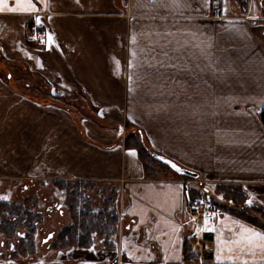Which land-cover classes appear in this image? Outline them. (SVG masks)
Returning a JSON list of instances; mask_svg holds the SVG:
<instances>
[{
	"label": "crops",
	"instance_id": "obj_1",
	"mask_svg": "<svg viewBox=\"0 0 264 264\" xmlns=\"http://www.w3.org/2000/svg\"><path fill=\"white\" fill-rule=\"evenodd\" d=\"M33 3L34 11L11 12L17 0H6L0 11V177L109 182L125 225L112 248L100 241L30 264H264L260 248L235 243L244 228H264L185 205L187 188L199 184L215 198L209 187L228 183L244 187L247 203L264 204V4ZM33 27L38 37L26 41ZM17 63L30 79H1L3 66L10 78ZM103 120L116 121V132ZM125 120L196 178H145L136 150L120 142ZM184 237L205 259L182 260Z\"/></svg>",
	"mask_w": 264,
	"mask_h": 264
},
{
	"label": "trees",
	"instance_id": "obj_2",
	"mask_svg": "<svg viewBox=\"0 0 264 264\" xmlns=\"http://www.w3.org/2000/svg\"><path fill=\"white\" fill-rule=\"evenodd\" d=\"M259 118L264 125V105L259 112ZM123 130L120 142L124 148L136 150L145 178L156 179L169 175L193 178L178 173L169 164L163 162V159H171L154 150L138 126L125 120ZM171 171H174V174ZM52 183L64 193V200L68 203L69 222L60 228L53 237L51 249L89 247L93 245L96 239L100 238L106 244H111L110 238L114 235L118 222V212L114 207L115 192L104 198L102 205L95 209L87 192V189L92 187V181L54 180ZM214 187L220 194L222 201L216 200L213 196H208L207 189L200 185L190 187L189 190L192 195H204L214 203L215 207L231 212L264 228V204L247 203L249 194L242 185L228 183L216 184ZM251 212L260 213L262 218L253 216ZM37 219L38 216L31 209H26L19 204L0 202V234L11 237L19 234L20 229L24 230L23 238L20 239V251L24 255L35 249L34 236L37 230ZM201 255L205 259L207 254L206 252L201 254L199 250L194 249L192 239L184 237L182 260L186 263L199 262Z\"/></svg>",
	"mask_w": 264,
	"mask_h": 264
},
{
	"label": "rangeland",
	"instance_id": "obj_3",
	"mask_svg": "<svg viewBox=\"0 0 264 264\" xmlns=\"http://www.w3.org/2000/svg\"><path fill=\"white\" fill-rule=\"evenodd\" d=\"M231 0H223V2L226 4L230 2ZM257 1L256 7H261L260 3L264 4V0H249V3L254 4V2ZM25 39V35H24ZM26 40V39H25ZM6 68L3 66L1 72L2 77L1 79H12V80H18L19 82L25 83L28 79H30L29 76V70L24 64L17 63L13 66L12 73L10 72V78H8V73L6 72ZM22 91H26L23 89ZM89 117V116H88ZM90 121L93 120L95 117V114H90ZM89 120V119H88ZM97 119L96 121H98ZM90 121H86L87 124H93ZM105 123H108V126L113 131L118 128L117 122L112 120H106ZM95 137H99L98 135H95ZM100 138V137H99ZM98 138V139H99ZM174 171H171L173 173ZM174 174V173H173ZM24 176H28L25 175ZM176 176V175H175ZM182 177V176H181ZM185 178V177H183ZM194 179L196 177H193ZM191 178V179H193ZM19 177L16 175L11 177H0V199H5L8 204H19L24 206L26 209H31L33 212L36 213L38 216L37 219V227L39 228V231L36 233V253H34L35 257L38 255L39 257H47L49 256L48 251L45 249L43 252V256H41L40 252L42 250V241H47L48 235L50 233H56L59 228H61L63 225L69 222V217L67 214V203L64 200L63 192L59 191L50 181L49 182H36L32 183L33 181H27V183L23 184H17L20 183ZM35 181V180H34ZM91 181V180H89ZM92 187L87 189V192L90 195V198L92 200V203L95 208H98L103 203V198L111 195L113 192H115V199H114V207L115 209L118 208L119 205V194L118 189L109 182L106 181H99L95 182L92 181ZM199 185V184H198ZM213 187L210 186L209 190L212 193H216L215 198L216 199H222L220 194L214 190ZM189 190L187 188L186 191ZM211 194V193H210ZM209 194V195H210ZM201 195V194H200ZM219 197V198H218ZM118 199V200H117ZM253 216L261 217L260 213L257 212H251ZM211 217V216H210ZM18 232H20L15 237L6 238L3 235H0V244L2 243L3 246H1L0 251L8 253V244L10 242L14 243L12 247L14 246L18 248L19 240L17 239L18 236H23L24 230L20 229ZM50 250V249H48ZM26 259V257L24 258Z\"/></svg>",
	"mask_w": 264,
	"mask_h": 264
},
{
	"label": "flooded vegetation",
	"instance_id": "obj_4",
	"mask_svg": "<svg viewBox=\"0 0 264 264\" xmlns=\"http://www.w3.org/2000/svg\"><path fill=\"white\" fill-rule=\"evenodd\" d=\"M54 180H75V179H70V178H68V179H54ZM54 180H52L51 181V183L54 181ZM53 184V183H52ZM54 185V184H53ZM89 194V193H88ZM63 195H64V193H63ZM109 196V195H108ZM108 196H106V197H108ZM89 197H90V195H89ZM106 197H104V198H106ZM104 198H103V200H104ZM90 200H91V198H90ZM118 200V199H117ZM1 201H5V202H7L5 199H0V202ZM67 203V202H66ZM91 203H92V200H91ZM67 205H68V203H67ZM92 205H93V203H92ZM94 206V205H93ZM68 207V206H67ZM123 207H124V204H123V201H121L120 199H119V205H118V208H116V210H117V212H118V222H117V227H116V229H115V233H114V235L110 238V240H111V244H106L104 241H103V239H96L95 240V242L93 243V245H95L96 243H98V242H100L101 241V243L103 244V245H105L107 248H112L113 246H114V244H116V241H117V238L119 237V233L121 232L122 233V231H123V228H124V223H125V217H124V214H123ZM95 208V207H94ZM99 208V207H98ZM96 209V208H95ZM67 214H68V210H67ZM66 224H68V223H66ZM65 224V225H66ZM65 225H63L62 227H64ZM61 227V228H62ZM60 229V228H59ZM37 231H39V228L37 227V230H36V233H37ZM59 231V230H58ZM57 231V232H58ZM57 232L56 233H50L47 237H48V239H47V241L45 242V241H42V250L40 251V252H38L37 251V253H41V256H43V252H44V250L46 249L47 251H48V254H49V256H47V257H39L38 255L35 257V255H34V253H36V249H34V251H32V252H29L28 254H26V255H24L21 251H20V244H21V241H20V239L21 238H23V236H18L17 237V239L20 241L19 242V244H18V248H16L15 246H14V248L12 247V245L14 244V243H12V242H10L9 244H8V253H6V252H1L0 251V258L1 259H5V260H9L10 261V264H30V263H32L33 261H35V260H37V259H39V258H52L57 252H59V251H65V250H68V249H71V248H89V247H91V246H93V245H91V246H89V247H68V248H64V249H58V250H52L51 249V242H52V239H53V237L57 234ZM36 233H35V236H34V243H35V248H36V240H35V237H36ZM0 235H3V236H5L6 238H10V236H6V235H4V234H0ZM16 235H18V233L17 234H15L14 236H11V237H15ZM20 235V234H19ZM1 246H3L2 245V243L0 244V248H1ZM48 249H50V250H48ZM26 257V259H24Z\"/></svg>",
	"mask_w": 264,
	"mask_h": 264
},
{
	"label": "snow or ice",
	"instance_id": "obj_5",
	"mask_svg": "<svg viewBox=\"0 0 264 264\" xmlns=\"http://www.w3.org/2000/svg\"><path fill=\"white\" fill-rule=\"evenodd\" d=\"M6 0H0V11H3V6L5 5ZM36 10V4L33 3V0H17L16 7L9 8L8 11L17 12H29ZM37 23H39V17L36 18ZM51 41V37L49 38ZM174 168L176 165H172ZM177 171L179 169L177 168ZM251 203V201H249ZM237 244H243L248 251L253 252L255 248H260L262 253H264V233L255 232L249 229L244 228L241 232V239L236 241ZM243 250V249H242ZM244 264H248L247 261H244Z\"/></svg>",
	"mask_w": 264,
	"mask_h": 264
},
{
	"label": "built area",
	"instance_id": "obj_6",
	"mask_svg": "<svg viewBox=\"0 0 264 264\" xmlns=\"http://www.w3.org/2000/svg\"><path fill=\"white\" fill-rule=\"evenodd\" d=\"M219 10V7L214 8L215 12H218ZM37 37L38 29L36 27H33L25 34V39L29 42L35 41ZM185 205L194 213L204 217L212 216L217 209L214 203L207 197L204 195H192L189 190H187L185 193Z\"/></svg>",
	"mask_w": 264,
	"mask_h": 264
},
{
	"label": "water",
	"instance_id": "obj_7",
	"mask_svg": "<svg viewBox=\"0 0 264 264\" xmlns=\"http://www.w3.org/2000/svg\"><path fill=\"white\" fill-rule=\"evenodd\" d=\"M163 162L169 164L175 171H177V168H178L179 171H177V172L180 173V174L187 175V176H192V177H194L196 175L195 172H193L191 170H188L186 168H183V167L179 166L178 164H176L175 162H173L171 160L163 159ZM172 165H176V167L174 168Z\"/></svg>",
	"mask_w": 264,
	"mask_h": 264
}]
</instances>
